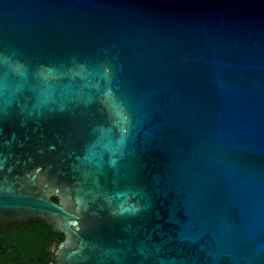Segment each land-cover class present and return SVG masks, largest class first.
I'll list each match as a JSON object with an SVG mask.
<instances>
[{
	"label": "water",
	"instance_id": "1",
	"mask_svg": "<svg viewBox=\"0 0 264 264\" xmlns=\"http://www.w3.org/2000/svg\"><path fill=\"white\" fill-rule=\"evenodd\" d=\"M46 264H264V0H0V240Z\"/></svg>",
	"mask_w": 264,
	"mask_h": 264
},
{
	"label": "flooded vegetation",
	"instance_id": "2",
	"mask_svg": "<svg viewBox=\"0 0 264 264\" xmlns=\"http://www.w3.org/2000/svg\"><path fill=\"white\" fill-rule=\"evenodd\" d=\"M54 245V239L35 235H26L16 247H7L0 240V264H46Z\"/></svg>",
	"mask_w": 264,
	"mask_h": 264
}]
</instances>
